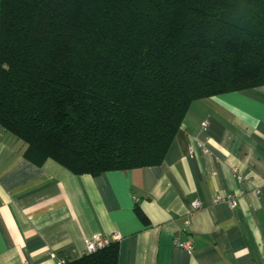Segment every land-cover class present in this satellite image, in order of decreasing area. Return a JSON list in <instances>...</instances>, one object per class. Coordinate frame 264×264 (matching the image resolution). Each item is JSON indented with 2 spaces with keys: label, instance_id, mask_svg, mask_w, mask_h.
Returning a JSON list of instances; mask_svg holds the SVG:
<instances>
[{
  "label": "trees",
  "instance_id": "trees-1",
  "mask_svg": "<svg viewBox=\"0 0 264 264\" xmlns=\"http://www.w3.org/2000/svg\"><path fill=\"white\" fill-rule=\"evenodd\" d=\"M263 86L264 0H1L0 125L39 166H159L194 101Z\"/></svg>",
  "mask_w": 264,
  "mask_h": 264
},
{
  "label": "crops",
  "instance_id": "crops-1",
  "mask_svg": "<svg viewBox=\"0 0 264 264\" xmlns=\"http://www.w3.org/2000/svg\"><path fill=\"white\" fill-rule=\"evenodd\" d=\"M26 147L0 125V264L73 262L116 233L121 264H264V86L194 101L159 166L76 175Z\"/></svg>",
  "mask_w": 264,
  "mask_h": 264
},
{
  "label": "built area",
  "instance_id": "built-area-1",
  "mask_svg": "<svg viewBox=\"0 0 264 264\" xmlns=\"http://www.w3.org/2000/svg\"><path fill=\"white\" fill-rule=\"evenodd\" d=\"M203 126L207 127V123L205 122ZM258 194L262 195L263 191H258ZM216 202L217 203H227L232 208H236L239 204L238 197L235 195H226V196L219 195L216 197ZM201 206H202L201 202L198 201L195 203L196 209L201 208ZM121 240H122V236L119 233H116L112 237H107V238H104L100 235L94 236L92 239H90L87 242V247H86L84 256L92 254L100 249H104L107 246L111 245L112 243H116V242L119 243ZM191 246H192L191 243H188L186 245L188 249H191ZM70 262L71 261H69L68 259H59L56 264H68Z\"/></svg>",
  "mask_w": 264,
  "mask_h": 264
}]
</instances>
